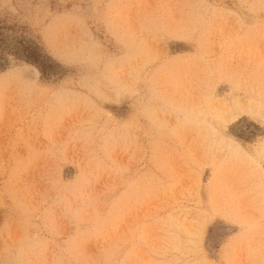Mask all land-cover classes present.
Segmentation results:
<instances>
[{
  "label": "rangeland",
  "instance_id": "rangeland-1",
  "mask_svg": "<svg viewBox=\"0 0 264 264\" xmlns=\"http://www.w3.org/2000/svg\"><path fill=\"white\" fill-rule=\"evenodd\" d=\"M0 264H264V0H0Z\"/></svg>",
  "mask_w": 264,
  "mask_h": 264
},
{
  "label": "trees",
  "instance_id": "trees-1",
  "mask_svg": "<svg viewBox=\"0 0 264 264\" xmlns=\"http://www.w3.org/2000/svg\"><path fill=\"white\" fill-rule=\"evenodd\" d=\"M3 51H11V53L15 56L20 57L25 61H28L29 63L37 66L42 72L47 70V67L50 66V64H48V60L50 59L43 53H40L36 45H32V43L29 42L19 41L17 45L15 43V45L11 47V49H8V45L5 39L0 38V67H3L6 62L3 57Z\"/></svg>",
  "mask_w": 264,
  "mask_h": 264
}]
</instances>
